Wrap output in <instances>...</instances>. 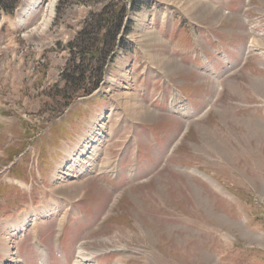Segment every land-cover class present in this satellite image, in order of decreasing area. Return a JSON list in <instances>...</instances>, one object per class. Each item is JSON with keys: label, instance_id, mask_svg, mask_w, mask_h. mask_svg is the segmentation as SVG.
I'll return each instance as SVG.
<instances>
[{"label": "rangeland", "instance_id": "1", "mask_svg": "<svg viewBox=\"0 0 264 264\" xmlns=\"http://www.w3.org/2000/svg\"><path fill=\"white\" fill-rule=\"evenodd\" d=\"M50 1L0 16V264L53 199L22 264H264V0Z\"/></svg>", "mask_w": 264, "mask_h": 264}, {"label": "bare ground", "instance_id": "2", "mask_svg": "<svg viewBox=\"0 0 264 264\" xmlns=\"http://www.w3.org/2000/svg\"><path fill=\"white\" fill-rule=\"evenodd\" d=\"M35 1L36 0H32V2H35ZM41 1L42 0H40V2H39V0H37V4H36L37 6L35 5L36 8H34V10H36L40 6ZM55 1L56 0H51L49 5H48V7L46 8L45 17H44V19L42 21V28H40L41 30H44V24L47 25L50 22V19H51L52 15H53ZM28 9H31V6L28 5ZM24 14L25 13H22V15H24ZM36 30H37V28H34V30L32 32H35ZM99 128H100L99 131H102L103 127L100 126ZM102 140H103V137L100 140V146L99 147H101L103 145V141ZM89 148H91V141L87 140V143L84 145L83 150L80 151V154L83 155L85 153V151H87ZM80 154H79V156H80ZM95 158H96V156L94 155V161H95ZM76 160L77 159H74L72 162H70L71 171H74L76 169V163H77ZM83 170H84L83 168L81 170H79V172L76 173V175L73 178H76V177L82 175L84 173V172H82ZM66 177H68V176H65V178ZM57 180H61V178H59ZM210 183L218 191L220 190L218 185H216L214 182L210 181ZM16 186L22 187V188L25 187L24 185H22V184H20L18 182L16 183ZM115 199L113 200V202H115ZM47 205H44L43 207L38 208L37 211H33L30 215L22 214V215L19 216V219L16 218L17 220L14 221V227H13L12 233L8 232L9 234L6 235L7 238L3 241L4 250L2 251V253L4 255L8 256V259L6 260V262L4 264H22L23 263L21 261V259L19 258V256H18V252H17V249L15 247V242H16L17 238L20 235L23 236V232L26 230L27 227H29L30 225L34 226V224L36 222L38 223V225L40 227V224H43L45 219H50L51 218V216H52L51 214L55 213V211H53V213L50 214V212L46 210V208H47L46 206ZM53 208L54 209H58V205L55 204L53 206ZM35 213L38 214V217H37V215ZM61 221L63 222V220L62 219L59 220V225H58L59 230H58L57 237L59 236L60 231H61V226H62V222ZM223 239L227 243L230 242V240H229V238L227 236H223ZM114 244H115V242H114ZM83 245L84 244L79 245V248L77 249V253L75 254V260L73 261L72 264H91L92 263L91 262V259H92L91 255L93 253H91V255H88V253H86V251H84L83 247H80V246H83ZM43 262H46V258L45 257H43ZM113 264H126V262L123 259H118Z\"/></svg>", "mask_w": 264, "mask_h": 264}, {"label": "trees", "instance_id": "3", "mask_svg": "<svg viewBox=\"0 0 264 264\" xmlns=\"http://www.w3.org/2000/svg\"><path fill=\"white\" fill-rule=\"evenodd\" d=\"M18 3H19V0H0V12H3L7 15H13ZM101 41H104V43H106L107 36L102 37ZM71 46L72 45L69 44L70 49H71ZM81 73H82V70H81ZM79 78L83 82L82 79H85L84 74L82 73ZM67 79H68V76L65 77V80ZM100 79H101V74L99 75L96 74V80L93 81L89 87L88 86L85 87L83 90V93H85V95L91 94L99 86Z\"/></svg>", "mask_w": 264, "mask_h": 264}]
</instances>
